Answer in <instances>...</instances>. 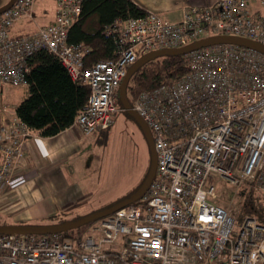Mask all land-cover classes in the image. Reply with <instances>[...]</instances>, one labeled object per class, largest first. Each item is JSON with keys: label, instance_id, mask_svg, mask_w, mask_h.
Masks as SVG:
<instances>
[{"label": "built area", "instance_id": "obj_1", "mask_svg": "<svg viewBox=\"0 0 264 264\" xmlns=\"http://www.w3.org/2000/svg\"><path fill=\"white\" fill-rule=\"evenodd\" d=\"M35 1L15 0L0 13V85H25L26 59L35 51L55 54L73 80L89 87L73 121L86 135L112 126L120 111L118 85L140 56L215 35L264 45V0L185 3L178 20L154 12L116 20L105 29L116 57L87 66L88 47L67 42L82 0H53L51 22L14 32L19 20L32 21ZM182 56L184 74L140 92L131 105L147 124L156 153L145 192L79 236L1 233L0 264H264V209L252 197L254 189L264 196V53L213 43ZM29 132L17 118L0 120V196L26 180L12 173ZM217 179L247 194L249 211L240 222L216 201Z\"/></svg>", "mask_w": 264, "mask_h": 264}, {"label": "trees", "instance_id": "obj_2", "mask_svg": "<svg viewBox=\"0 0 264 264\" xmlns=\"http://www.w3.org/2000/svg\"><path fill=\"white\" fill-rule=\"evenodd\" d=\"M250 3L255 2L250 0ZM79 6V14L67 30V42L88 47L84 55L87 66L99 60L116 57V43L105 33V29L113 22L144 16L148 12L162 15L158 11L143 8L134 0H82ZM254 7L259 9L257 4ZM26 62L29 67L25 74L27 94L15 106V116L31 132L42 137L56 135L73 123L87 101L89 87L81 80H73L58 57L45 49L29 55ZM186 71L182 54L162 55L144 62L135 69L127 82L126 95L129 103L132 105L140 92L170 82ZM117 103L120 111L130 117L122 108L119 99ZM109 129L97 134L106 137ZM78 203L77 201L75 204ZM260 204L264 209V204ZM254 205L256 206L255 202ZM62 221L65 220L58 219L55 223ZM4 224L8 223L0 222V225ZM80 232L81 228L77 229L76 234L79 236ZM60 233L67 236L74 234L69 230Z\"/></svg>", "mask_w": 264, "mask_h": 264}, {"label": "crops", "instance_id": "obj_3", "mask_svg": "<svg viewBox=\"0 0 264 264\" xmlns=\"http://www.w3.org/2000/svg\"><path fill=\"white\" fill-rule=\"evenodd\" d=\"M7 1L0 0V5ZM134 1L147 10L158 11L165 18H167L166 14L176 13L178 18L174 20H178L181 18L183 3L206 5L215 0ZM51 2L50 11L48 0H36L32 9L34 13L32 21L19 20L14 25L13 31L30 32L42 24L51 22L54 19L56 10L54 1L51 0ZM36 4H39L37 11L35 10ZM36 13H39L42 18L39 22L37 20L34 22ZM24 86L26 88V85ZM26 94L27 88L23 97ZM23 97L18 99L16 105ZM0 106L1 121L7 122L16 118L15 107L11 114L7 111L1 99ZM119 112L114 116L112 126ZM112 126L106 134H110ZM29 133L22 144V158L12 173L13 176L24 174L26 180L15 189H8L0 196V222L46 225L54 224L58 219L72 220V216L75 214L72 207L78 205L85 198L90 199L91 190H93L91 182L88 183L82 180L83 178L85 181H92L93 179L86 170L89 167H79V156L89 154L93 148L99 147L100 136L99 134H82L73 123L53 136L42 137L35 132L30 131ZM141 137L143 138V136ZM77 201L79 203L75 204ZM63 212H66V214L56 216V214L59 215Z\"/></svg>", "mask_w": 264, "mask_h": 264}, {"label": "rangeland", "instance_id": "obj_4", "mask_svg": "<svg viewBox=\"0 0 264 264\" xmlns=\"http://www.w3.org/2000/svg\"><path fill=\"white\" fill-rule=\"evenodd\" d=\"M48 1L50 3L49 10L51 11L52 2L51 0ZM38 5H35L36 11L38 10ZM36 14L34 22L36 20L39 22L42 18L39 13ZM165 16L171 20L178 18L176 13L172 15L166 14ZM25 90L24 85H0L1 102L11 114L18 99L25 95ZM139 132L141 130L136 122L125 113L119 112L110 134H106V137H99V147L93 148L89 154L79 156V167H89L86 170H88L90 177L93 179L92 181L88 179V181H85L84 178L82 180L88 183L91 182L93 190H91L90 199L85 198L78 205L72 207L75 213L72 219L81 218L102 209L106 205L131 193L141 184L149 165L150 152L143 133ZM215 185L216 201L232 211L233 214L238 215L236 216L237 222H240V216L249 211L248 206L244 204L247 194L240 193L242 188H237L225 180L217 179ZM117 196L120 197L116 198ZM113 197L116 199L109 202L114 199ZM252 197L258 210L263 212V205L260 203L264 204V196L254 189ZM65 214L66 212H63L59 215L56 214V216ZM90 223L69 229V231L74 233L72 234L73 236H76L77 229H83Z\"/></svg>", "mask_w": 264, "mask_h": 264}, {"label": "water", "instance_id": "obj_5", "mask_svg": "<svg viewBox=\"0 0 264 264\" xmlns=\"http://www.w3.org/2000/svg\"><path fill=\"white\" fill-rule=\"evenodd\" d=\"M15 0H8L4 4L0 5V13L4 11L5 9L9 8ZM213 43H232V44H238L246 47H250L253 49H256L262 53H264V45L256 42L251 39L243 38V37H237V36H230V35H215V36H209L202 38L200 40L194 41L193 43H190L188 45L178 47V48H164V49H157L150 51L139 58L132 63L128 69L126 70L125 75L121 79L117 94L119 102L124 109V111L136 122L138 127L140 128L141 132L143 133V136L145 138V141L147 143L149 152H150V159H149V165L145 174V177L143 178L141 184L134 189L131 193L123 196L121 199L112 202L105 207H103L100 210L94 211L86 216H83L81 218H76L72 220H65L62 222L54 223V224H46V225H36V224H4L0 225V234L1 233H17V234H51V233H58L62 231H67L69 229L77 228L85 223L92 222L98 218H101L105 215H108L115 211L118 208H121L127 204H130L132 202H135L147 189L153 175L155 172V164H156V153L153 146V139L151 132L147 126V124L144 122V120L139 116V114L132 108L131 104L129 103L126 95V86L127 82L132 75V73L135 71L137 67L142 65L144 62L154 59L156 57L162 56V55H168V54H183L191 49L213 44ZM1 111V108H0Z\"/></svg>", "mask_w": 264, "mask_h": 264}]
</instances>
